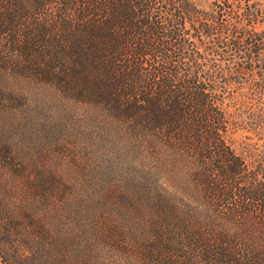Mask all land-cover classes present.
I'll use <instances>...</instances> for the list:
<instances>
[{"label":"trees","instance_id":"16d2710c","mask_svg":"<svg viewBox=\"0 0 264 264\" xmlns=\"http://www.w3.org/2000/svg\"><path fill=\"white\" fill-rule=\"evenodd\" d=\"M42 102L112 171L40 162ZM0 264H264V8L0 0Z\"/></svg>","mask_w":264,"mask_h":264},{"label":"rangeland","instance_id":"374dc122","mask_svg":"<svg viewBox=\"0 0 264 264\" xmlns=\"http://www.w3.org/2000/svg\"><path fill=\"white\" fill-rule=\"evenodd\" d=\"M255 1L261 8H264V0ZM38 113L40 114L38 115ZM31 114L33 115V125L35 124V128L41 130V138L36 142L37 144L35 143L36 155L40 157V162L44 156L49 158L52 162L51 168L63 175L64 180L69 182L71 190H74L75 194L84 190L83 184L86 182L85 178L91 170V166H95L94 169H96L101 161L103 166H109V162L112 161L110 167V171H112L114 160L119 161L117 154L109 153L107 146L106 151L101 149L97 136L88 134L86 126L82 123L77 125L73 121L67 123V120L62 119L59 125L60 132L56 135V128L53 125L55 120L53 104L37 103ZM97 150L100 151L97 152ZM116 165L118 167L115 171L120 174L119 162Z\"/></svg>","mask_w":264,"mask_h":264}]
</instances>
